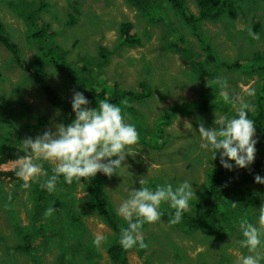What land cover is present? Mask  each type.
I'll return each instance as SVG.
<instances>
[{
  "label": "rangeland",
  "instance_id": "obj_1",
  "mask_svg": "<svg viewBox=\"0 0 264 264\" xmlns=\"http://www.w3.org/2000/svg\"><path fill=\"white\" fill-rule=\"evenodd\" d=\"M226 2L227 9L218 19H195L192 22L196 27H192L167 0L158 10L166 18L155 22L150 20L149 14L143 15L126 0H0V21L4 30L29 64L39 57L35 55L50 46H57L55 60L58 62L54 65L48 61L49 57L44 58L43 74L62 97L72 101L75 92L88 89L90 93L92 87L98 91L106 89L110 94L114 84L119 91H136L141 81L151 87L152 93L144 100L123 99L116 104L139 133L138 143L132 146V156H127L124 162L128 167L111 177L97 173L105 180V190L116 213L133 189L145 186L141 183L145 180L149 182L147 186L153 188L166 181L176 185L188 180L196 195L202 184L204 188L207 170L214 160L211 152L201 147L205 142L199 131L201 124L205 128H214L215 120L233 118L244 105L250 108V119L261 115L264 122V0ZM181 6L189 15L198 17L195 0H181ZM69 13L78 16V24H66ZM125 20L133 22L139 36L136 38H140L141 43L123 44L120 49L113 50L119 37V23ZM40 21L49 24L54 35L48 40L34 41L28 33L30 28L38 27L34 23ZM169 42L180 43L170 48L166 46ZM100 46L109 50L106 61L99 54ZM234 61L238 68L229 69L227 64ZM218 81H226L227 87L221 89ZM250 92L254 94L249 95ZM225 95L231 102H225ZM201 97L207 100L208 107L203 108L204 111H192L181 105ZM89 101L88 107L95 109L101 100L90 98ZM165 114L169 123L163 130L160 121ZM59 115L40 85L12 62L9 51L0 44V147L23 145L28 138L35 139L45 131H55L62 123L54 118ZM43 116L50 119L45 126L38 129L23 127ZM254 127L253 139L257 143L251 167L264 169V130L259 132L255 123ZM159 130L166 135L164 147L155 145ZM42 163L56 166L49 161ZM232 163L234 165V161ZM20 164L21 159L9 161L0 165V171L13 170ZM234 167L238 174L244 173L243 168ZM44 179L41 177L40 182ZM85 183L86 180L81 178V183L77 182L71 191L73 207L87 234L107 238L100 247L91 246L98 251L91 263L109 264L107 244L117 238L100 216L87 207ZM32 184L24 189L21 182L8 174H0V193L4 194L3 199L0 197V264H56L61 255L59 237L54 235L57 228L51 221H57L58 226L59 212L68 206L54 204L55 200L50 199L47 209H56L52 215L44 216V222H50L41 228L34 225L31 189L35 184ZM65 190V187L57 186L56 192L69 196ZM262 205L264 201L256 207L223 206L221 209L235 215L230 226L225 216L219 217L217 226L190 230L162 218L155 223H144L140 235L148 246L142 255L138 253V247L127 249V262L238 264L240 257L249 254L238 244L242 238L238 220L246 219L259 226ZM161 208L170 210L163 203ZM120 220L125 222L122 217ZM27 241L32 242V253L6 248ZM70 242L66 240L65 244ZM68 251L70 249L65 247L66 257L78 260V264H87L75 250L71 252L73 255Z\"/></svg>",
  "mask_w": 264,
  "mask_h": 264
},
{
  "label": "trees",
  "instance_id": "obj_2",
  "mask_svg": "<svg viewBox=\"0 0 264 264\" xmlns=\"http://www.w3.org/2000/svg\"><path fill=\"white\" fill-rule=\"evenodd\" d=\"M169 4L173 5L177 8L178 11H175L179 14L185 22L192 24V27H196L193 25V22L196 20H212L218 19L221 14L224 13L225 4H227V0H195L198 8V17L194 15L191 16L187 12L185 8L181 6V0H167ZM129 4L134 6L136 9L140 10L141 13L149 14L150 20L155 22L160 18H166L162 14H160L159 6L161 3H164V0H126ZM45 6L44 3H42ZM41 5V6H42ZM186 10V11H185ZM78 16L69 13L68 20L66 24L76 25L78 24ZM33 23V22H32ZM37 25L35 29L30 28L28 37L32 40H48L54 35V31L50 30V26L43 21L40 23H34ZM119 37L115 42L113 50L120 49L123 44H139L141 43L133 22L125 20L119 23ZM184 41L183 38H181ZM180 42L173 43L169 42L167 47L175 48L176 44ZM0 44L9 51L12 62L21 68L24 72H27L34 80L35 83L39 84L42 88L43 93L45 94L47 100L51 104L52 107L56 108L59 111L60 115L55 116V119L60 120L64 124H69L75 118V114L72 110V101L62 97L54 87L47 81L43 74V59L49 57L48 61L52 64H56L58 62L55 60V55L57 54V46H50L46 51L43 52L39 56L34 59L33 63L29 64L22 56L19 51V47L15 41H13L8 34L4 30V24L0 21ZM105 49L103 46H100V56L105 60H108L109 50L105 53ZM34 57V56H33ZM32 57V58H33ZM32 60V59H31ZM105 60V61H106ZM62 62H64L62 60ZM61 65V64H60ZM228 68H238L235 64H227ZM64 69L63 66L60 67ZM144 81L139 83L138 90L130 91V90H118L117 85L114 84L112 87L110 94L106 89H99V91L92 87V91L89 93L88 89L79 90V92H83L86 98L89 100L90 98H98L100 100L108 99L113 104L120 103L123 99H132L141 101L144 100L152 93L151 87L147 86ZM146 86V87H145ZM144 92V93H143ZM182 107L187 106L189 110H197L204 111L203 108L208 107L207 100L198 99L197 101L192 102H183L181 103ZM176 108V107H175ZM253 121L257 127L259 132L261 129L264 130V122L263 116L257 115L253 117ZM50 122V119L46 116L39 117L37 122L22 124L24 126H28L29 128H40L41 126H45ZM163 126L169 123V117L165 114L163 116V120L160 121ZM164 130V128H163ZM163 130L160 131V135L156 138L157 143L156 146H165L164 137L166 136L163 133ZM148 140V139H147ZM149 142V141H146ZM25 155H31L30 153H26L24 151V145L14 144L9 145L5 144L0 147V165L5 164L9 161H15L21 159V157ZM217 159L214 160L213 165H211L207 170V179L200 188L199 193L196 195L197 197H193L190 201V209L187 210L184 215L182 222L178 224L182 228H187L188 230L198 227V228H206L209 226H217L219 223V217L225 216L228 219V225L230 226L231 222L234 220L235 215L231 211H227L225 209H221L223 206L228 204L235 203L239 207H256L260 203V201H264V184H258L255 182V176L260 175L264 178V169L259 167H251L245 169V174L243 176L239 175L236 171V168L233 167L231 171L223 168L220 164L219 154H217ZM20 166H16L13 170L10 171H0V174L11 176L13 180H17L21 183L23 181L16 176V171ZM54 166L43 164L44 170L51 175L52 168ZM46 178V177H45ZM86 180L85 178H83ZM43 182V181H42ZM35 187L31 189V196L34 199V206L32 212V220H35L34 225L39 226H47L48 222H44L45 212L48 206L49 200H55L54 204L60 205L63 203V206H68L63 209L61 213L59 212L60 223L57 226V221L52 220L54 223L55 229L57 231L54 233L56 237H59V244L61 247V255L55 261L56 264H78L79 261L74 258L66 257L64 253V248H69L70 255L73 250L78 254L83 260L86 261L87 264H95L91 263L94 255L98 252L91 246L93 245L92 240L94 236L92 234H87L86 227L80 222L78 212L73 207V199L74 196L71 195V191L75 188L77 182L73 181L72 184H67L64 182L63 177L57 183V186L65 187L68 190L69 196H65L64 192L62 195H59L56 191L53 193L47 192L45 189L40 187V182L34 183ZM33 185V184H32ZM85 188L87 191V207L91 208L95 211L102 221L106 223L112 233L115 234L116 240L113 242H108L107 244V255L109 257V264H129L126 259L127 249H124L120 243V233L122 229L127 227L126 222H121L120 217L114 211L108 195L105 190V180L102 176L96 174L95 178L91 180H86ZM67 190H65L67 192ZM2 191V190H1ZM0 191V192H1ZM3 195L0 193V197L3 199ZM47 195H49L48 199ZM63 196V197H61ZM262 197V199H260ZM70 199V201H69ZM87 202V201H86ZM161 210L164 212L162 219L165 221L170 220L172 217V213L174 210ZM69 220H68V219ZM248 219V218H247ZM67 221V222H66ZM146 224V223H145ZM23 227V226H22ZM235 232V229H234ZM51 233V230H50ZM39 237V234H36ZM66 236H68L66 238ZM23 238H27L24 236ZM40 242H42L41 238ZM66 240H71L70 244L66 245ZM58 242V241H57ZM43 243V242H42ZM7 249L13 250L15 252H25L32 253L31 249L33 248L32 242H21L15 243L13 245L6 246ZM84 250V251H83ZM143 249H139L138 253L142 255ZM66 261V262H65ZM2 259H0V263Z\"/></svg>",
  "mask_w": 264,
  "mask_h": 264
},
{
  "label": "clouds",
  "instance_id": "obj_3",
  "mask_svg": "<svg viewBox=\"0 0 264 264\" xmlns=\"http://www.w3.org/2000/svg\"><path fill=\"white\" fill-rule=\"evenodd\" d=\"M218 83L221 89L227 87L226 81ZM224 100L231 102L227 95ZM89 104L83 92H75L72 97L75 118L71 123H60L55 131H45L35 139L23 141L24 151L31 154L21 157L20 167L16 171V176L23 181L24 189L40 182L41 177H46L40 182V187L53 193L61 177L67 184L73 181L81 183V178L91 180L97 173L111 177L128 167L124 163L126 157L132 156V146L139 141L136 126L128 123L122 109L108 99L99 101L95 109L88 107ZM249 111V106L244 105L233 118L215 120L214 128H205L202 124L199 127L205 141L201 147L211 152L212 160L219 154L221 166L229 171L234 166L248 169L255 160L257 141L253 139L255 127L254 121L249 118ZM43 161L56 165L51 175L44 170ZM255 182L264 184V178L256 175ZM141 183L145 186L133 189L117 210V214L127 223L119 239L124 249H144L148 246L140 232L144 223H155L162 218V203L174 210L169 223L177 225L190 209V201L197 197L188 180L176 185L166 181L154 188L147 186V180ZM55 210L50 207L45 215L50 216ZM258 225L246 219L238 220L237 227L242 237L238 244L249 253L240 257L238 264H264V205L259 209ZM106 241V237L97 235L92 243L100 247Z\"/></svg>",
  "mask_w": 264,
  "mask_h": 264
},
{
  "label": "crops",
  "instance_id": "obj_4",
  "mask_svg": "<svg viewBox=\"0 0 264 264\" xmlns=\"http://www.w3.org/2000/svg\"><path fill=\"white\" fill-rule=\"evenodd\" d=\"M235 63H236V61H234V62H229L228 64H235ZM229 69H237V68H234V67H233V68H229ZM244 174H245V169H244V173H243V174L240 173L239 175L243 176Z\"/></svg>",
  "mask_w": 264,
  "mask_h": 264
}]
</instances>
